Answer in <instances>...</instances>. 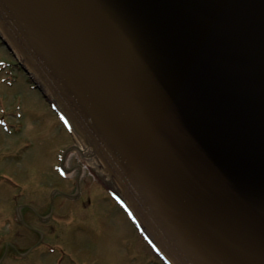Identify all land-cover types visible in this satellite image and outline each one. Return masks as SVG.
<instances>
[{
  "label": "water",
  "instance_id": "obj_1",
  "mask_svg": "<svg viewBox=\"0 0 264 264\" xmlns=\"http://www.w3.org/2000/svg\"><path fill=\"white\" fill-rule=\"evenodd\" d=\"M0 39L168 264H264V0H0Z\"/></svg>",
  "mask_w": 264,
  "mask_h": 264
},
{
  "label": "rangeland",
  "instance_id": "obj_2",
  "mask_svg": "<svg viewBox=\"0 0 264 264\" xmlns=\"http://www.w3.org/2000/svg\"><path fill=\"white\" fill-rule=\"evenodd\" d=\"M16 65L0 42V264H145L149 255L147 264H163L114 198L94 184L80 152L66 165L83 164L80 189L90 205L81 209L82 201L54 195L56 187L75 193L56 170L72 137Z\"/></svg>",
  "mask_w": 264,
  "mask_h": 264
},
{
  "label": "flooded vegetation",
  "instance_id": "obj_3",
  "mask_svg": "<svg viewBox=\"0 0 264 264\" xmlns=\"http://www.w3.org/2000/svg\"><path fill=\"white\" fill-rule=\"evenodd\" d=\"M74 144V142L72 143L71 142V144L70 145H68V147H70L71 145H73ZM67 147V148H68ZM66 148V149H67ZM66 149H64L63 151H62V155H63V153H64V151L66 150ZM68 157V156H67ZM67 157L63 160V162H62V169L60 170V171H62V172H66L67 174H68V176H62V178H63V182H65V183H68V184H70L71 186H73L74 188H75V193H73V194H71V193H69V192H67V189H65V188H63V187H56V188H53V190H52V192L54 193V195L56 194V195H60L62 198H64V199H66V200H68V201H82V205H80L81 206V209L82 208H84V209H86V208H88V206L90 205V203H91V197L89 198V197H86V200H83V193H82V190L80 189L81 188V186H80V183H81V181H82V176H79V172H81V168H84V166H83V164L80 166V165H78V164H76V165H72L71 164V162H70V164L67 166L66 165V160H67ZM61 160H62V158L60 157V159H59V163H58V166H60V164H61ZM57 166V167H58ZM78 167V168H77ZM81 167V168H80ZM59 169V168H58ZM77 171V173H74V171ZM77 175V176H76ZM91 178H92V176H91ZM93 179V178H92ZM93 181L95 182L94 184L99 188V189H101V186L93 179ZM7 182V181H6ZM80 186V187H79ZM17 189V187H14V188H10V189H8L7 188V190L6 191H11V190H16ZM85 203H87V204H85ZM51 205H53V207H54V209H55V203H53V201L51 202V204H50V207H51ZM46 221V220H45ZM33 246H31V248H32ZM151 260H152V257H151V255H149V256H147V258H146V260H145V264H147V262H151ZM70 262L72 263V264H77V261H74V260H70Z\"/></svg>",
  "mask_w": 264,
  "mask_h": 264
},
{
  "label": "bare ground",
  "instance_id": "obj_4",
  "mask_svg": "<svg viewBox=\"0 0 264 264\" xmlns=\"http://www.w3.org/2000/svg\"><path fill=\"white\" fill-rule=\"evenodd\" d=\"M77 176V175H76Z\"/></svg>",
  "mask_w": 264,
  "mask_h": 264
}]
</instances>
